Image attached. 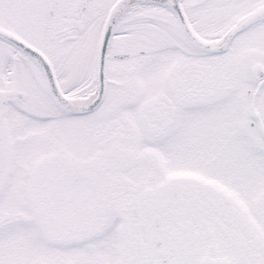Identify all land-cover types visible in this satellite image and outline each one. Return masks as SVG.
<instances>
[{"label": "snow or ice", "instance_id": "snow-or-ice-1", "mask_svg": "<svg viewBox=\"0 0 264 264\" xmlns=\"http://www.w3.org/2000/svg\"><path fill=\"white\" fill-rule=\"evenodd\" d=\"M0 264H264V0H0Z\"/></svg>", "mask_w": 264, "mask_h": 264}]
</instances>
